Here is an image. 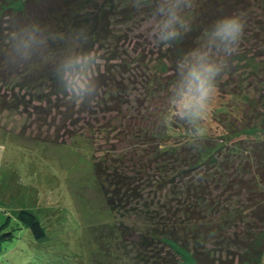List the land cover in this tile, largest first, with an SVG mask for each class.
<instances>
[{
	"label": "trees",
	"instance_id": "obj_1",
	"mask_svg": "<svg viewBox=\"0 0 264 264\" xmlns=\"http://www.w3.org/2000/svg\"><path fill=\"white\" fill-rule=\"evenodd\" d=\"M96 2L98 0H0V107L5 108L6 104L14 102V106L9 104L6 107L7 110L11 107L18 110L24 106V111L31 110V115L44 120L57 112L55 116L73 128L87 119L86 138L90 141L95 140L100 127L103 132L110 131L111 134L117 131L124 134L111 125L119 121L115 119L116 116L124 118L120 128H130L133 123L132 119L129 124L125 123L129 120L124 112L126 108V112L134 116L147 111L144 99L149 101L150 98L162 97L165 100L168 85L175 76V60L182 52L195 46L203 29L216 16L233 11L244 12L245 28H250L249 32L256 39L264 41V0H194L195 19L191 30L171 47L158 49L156 61L165 67L167 73L155 77L152 90L145 86L147 97L142 100V95L137 99L131 97L127 83L134 69L125 59L120 60L115 50H111L108 56L102 54L104 63L98 77L101 86L99 96L94 102L81 106L66 100L49 65L37 61L35 66L10 68L4 63L3 37L10 27V17L20 22L39 20L66 34L75 28L86 27L90 34L86 46L103 49L105 42L112 37L115 16L122 15L124 9L116 0ZM242 41V50L233 54L229 61L230 67H233L232 60L235 59L237 65L245 66L258 56V52L264 57V46L246 49ZM60 47L62 44L53 45L54 49ZM231 71L235 73L234 69H226V73L231 74ZM223 83L222 80L219 83L220 92H225L232 99L240 98L242 103L250 99L242 89L231 90L226 88L230 85L224 86ZM251 106L253 121L248 120L244 129L253 132L255 137L248 141L247 146L234 151V160L230 155L217 156L223 146L204 137L197 142L199 148H193L189 142H169V136L174 137L183 130L179 125L171 130L165 129L159 124L157 116L156 125L150 131L146 130L145 135L139 131L136 137L130 138L135 139V142L141 138L142 143L146 141L154 145L148 151L144 149V157L137 155L143 164L162 165L166 162L176 172L174 176L158 182L146 176L145 165L139 166L141 170L135 169L130 173L119 165L121 159L125 160L124 155H117L119 157L116 159L105 153L103 158L95 160L94 170L100 182L99 188L105 195L107 206L121 218L117 230L121 232L125 243L124 257L127 256L132 264H263L264 93ZM100 113L104 115L99 117ZM114 113L116 116H111ZM150 113L142 112V116L152 119ZM98 117L99 121L103 120V124L96 121ZM105 120L106 127L103 126ZM72 130L68 131L69 134H74ZM235 131L233 126L227 127L225 134L228 137L220 136V139L229 142ZM80 132L83 134V130ZM236 155L240 157L239 161ZM199 172L202 176L198 180L194 174ZM212 177L229 179L228 184L224 182L226 186H223V182L213 186L216 191L222 190L220 193L226 191L217 194L218 199L209 193L212 187L209 179ZM167 187L170 192L161 202L158 194L162 195ZM19 218L28 224L38 239L43 238V227L34 215L22 212ZM244 218H249L246 228L244 226L247 231L235 230L231 233L230 230L245 222ZM231 245L236 249L233 250Z\"/></svg>",
	"mask_w": 264,
	"mask_h": 264
},
{
	"label": "rangeland",
	"instance_id": "obj_2",
	"mask_svg": "<svg viewBox=\"0 0 264 264\" xmlns=\"http://www.w3.org/2000/svg\"><path fill=\"white\" fill-rule=\"evenodd\" d=\"M116 1L121 3L125 13L115 16L112 37L99 50L106 56L115 50L120 60L125 59L131 64L130 68L134 70L128 76L130 81L126 83L131 97L137 99L142 95V100L147 97L146 87L153 89L155 77L167 73L165 67L156 61L158 49L164 47L151 38L144 19L145 9L133 8L131 0ZM103 2L98 0L96 3ZM255 9L260 13L258 8ZM249 31L250 28H245L244 47L254 49L259 45L264 46V41L256 39ZM238 50H242V47L239 46ZM259 56L258 52V56L245 66L237 65L236 59L232 60L233 67L228 66V69H234L235 73L227 72L222 79L224 86H231L226 88L242 89L250 99L242 103L239 97L232 99L225 92L218 91L215 105L205 122L204 135L205 140L211 139L213 143L223 146L217 156L233 157L238 147L247 146L248 141L255 137L253 132L245 131L244 127L248 125L247 122L253 121L250 106L255 105L264 93V57ZM243 80L247 82L241 84ZM146 101L143 100L147 111H141L140 115L130 116L126 112L127 108L124 110L129 118L125 123L129 124L132 119L130 128H120L124 118L111 114L119 120L111 125L124 134L117 131L111 134L110 131L103 132L100 127L93 141L86 138L87 119L73 128L67 126L59 116L56 117L57 112L44 120L31 115V110L24 111V106L18 110L12 107L7 110L9 104L14 106V102L6 104L5 108L0 107V264H132L127 256L124 257L125 243L121 232L117 230L121 218L107 206L105 195L99 188L94 162L103 158L105 153L116 159L119 157L117 155H124L125 160L119 158L123 170H129L130 173L135 169L141 170L140 167L145 164L137 155L144 157V149L148 151L154 145L146 141L142 143L141 138L135 142L130 137H136L139 131L145 135L146 130L150 131L156 125V116L165 106L166 99L159 97ZM142 112H151L152 119H145ZM103 115L100 113L99 117ZM99 117L96 121L103 124ZM106 123L105 120L103 126ZM230 126L236 131L229 142L220 139V136L228 137L225 131ZM72 129L74 134H69L68 131L72 132ZM80 130H83V134ZM168 139L174 144L188 142L184 132H177ZM236 159L239 161L240 157L236 155ZM143 168L147 169V177L158 182L176 174L166 162L162 165L146 164ZM194 175L198 180L202 176L200 172ZM217 179H209V183H212L209 193L218 199L217 194L226 191L220 193L222 190L216 191L213 186L222 182L226 186L229 179ZM224 182L227 184L224 185ZM169 192L167 187L162 195L158 194L161 202L165 201ZM22 212L37 218L44 230L43 238L38 239L28 224L19 218ZM244 219L245 222L230 232L247 231L245 228L249 218ZM231 247L236 249L234 245ZM185 260L189 261L187 257Z\"/></svg>",
	"mask_w": 264,
	"mask_h": 264
},
{
	"label": "clouds",
	"instance_id": "obj_3",
	"mask_svg": "<svg viewBox=\"0 0 264 264\" xmlns=\"http://www.w3.org/2000/svg\"><path fill=\"white\" fill-rule=\"evenodd\" d=\"M131 6L146 10L144 19L151 38L166 48L180 41L195 19L194 0H131ZM245 23L242 11L216 16L203 29L195 46L175 60V76L157 120L167 130L179 125L193 148H199L197 142L205 135V122L215 105L230 58L239 49ZM9 24L2 49L7 66L29 67L39 61L50 66L70 103L81 106L96 100L104 61L102 50L86 46L90 38L86 27L66 34L39 20L20 22L10 17ZM57 43L62 47L54 49Z\"/></svg>",
	"mask_w": 264,
	"mask_h": 264
}]
</instances>
